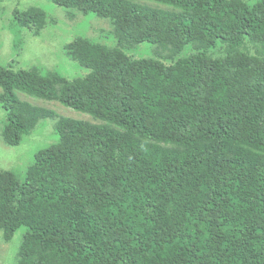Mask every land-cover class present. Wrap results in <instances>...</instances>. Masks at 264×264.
Listing matches in <instances>:
<instances>
[{
    "label": "trees",
    "instance_id": "1",
    "mask_svg": "<svg viewBox=\"0 0 264 264\" xmlns=\"http://www.w3.org/2000/svg\"><path fill=\"white\" fill-rule=\"evenodd\" d=\"M51 1L115 43L65 46L84 77L0 67L2 141L48 119L57 136L23 181L0 169V237L26 230L15 264H264V0ZM51 20L29 7L11 25ZM145 43L153 57L130 55Z\"/></svg>",
    "mask_w": 264,
    "mask_h": 264
},
{
    "label": "rangeland",
    "instance_id": "2",
    "mask_svg": "<svg viewBox=\"0 0 264 264\" xmlns=\"http://www.w3.org/2000/svg\"><path fill=\"white\" fill-rule=\"evenodd\" d=\"M131 1L147 6L153 4L147 0ZM29 7L42 8L52 20L48 22L40 35H34L33 32L27 31L19 36L11 25L12 14L16 9L22 11ZM112 33V27L106 20L100 19L94 14L84 16L80 13L69 18L66 10L55 5L51 0H1L0 67L10 65L13 69L18 70L36 66L58 72L70 79L84 77L88 71L69 58L65 46L75 38L83 36L113 46L115 42ZM131 50L130 55L136 59H146L155 55L154 47L147 43ZM18 95H24L22 98H26L25 94L18 93ZM28 100L36 105L54 110L63 117L90 119L88 114L78 112L59 102L33 98H28ZM5 119L6 112L0 107V130ZM54 125L52 120H42L17 147L7 146L0 137V169L14 172L17 178L23 181L35 153L56 142ZM25 233L26 230L20 228L8 243L0 237V264H15Z\"/></svg>",
    "mask_w": 264,
    "mask_h": 264
}]
</instances>
